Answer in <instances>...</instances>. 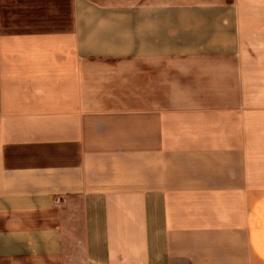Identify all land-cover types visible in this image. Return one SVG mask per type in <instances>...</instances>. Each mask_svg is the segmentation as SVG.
<instances>
[{"label": "crops", "instance_id": "crops-1", "mask_svg": "<svg viewBox=\"0 0 264 264\" xmlns=\"http://www.w3.org/2000/svg\"><path fill=\"white\" fill-rule=\"evenodd\" d=\"M264 0H0V264H264Z\"/></svg>", "mask_w": 264, "mask_h": 264}, {"label": "rangeland", "instance_id": "rangeland-1", "mask_svg": "<svg viewBox=\"0 0 264 264\" xmlns=\"http://www.w3.org/2000/svg\"><path fill=\"white\" fill-rule=\"evenodd\" d=\"M216 4H222L224 1H234V0H213ZM264 8V7H263Z\"/></svg>", "mask_w": 264, "mask_h": 264}]
</instances>
